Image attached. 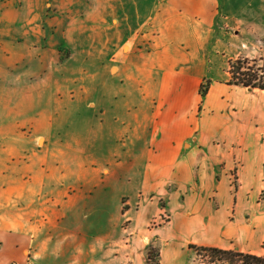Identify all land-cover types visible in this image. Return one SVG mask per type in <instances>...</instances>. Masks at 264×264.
I'll return each instance as SVG.
<instances>
[{"label":"rangeland","instance_id":"obj_1","mask_svg":"<svg viewBox=\"0 0 264 264\" xmlns=\"http://www.w3.org/2000/svg\"><path fill=\"white\" fill-rule=\"evenodd\" d=\"M238 1L256 9L250 17L257 23L264 21V0ZM35 12L29 16L23 9L25 26L17 22V34L37 31ZM235 29L234 25L220 27L204 46L206 53H192L187 74L199 80L200 87L196 93L184 91L187 99L180 106L152 103L145 85L115 76L116 68L113 74L108 72L112 65L69 59L62 50L50 54V64L31 56L15 72L5 69L0 73L1 169L18 165L32 171L24 177L37 185L26 187L31 190L30 202L42 199L43 208L57 217L75 211L66 223L71 228L80 225L87 242L114 229L113 213L121 200L118 232L111 239L113 263L147 264L151 247L159 251V264L206 263L204 252L190 248L191 244L264 255V91L226 86L225 81L230 61L260 59L264 41H259V36L255 40L237 38ZM30 47L34 51V44ZM208 84L209 90L214 84L217 88L205 102L207 95H201V87ZM21 85L31 94L26 104L21 98L16 100L25 92ZM220 85L229 89L227 93H222ZM153 114L159 115L155 122ZM166 115L183 126L187 143L203 152L210 150L209 165L220 174L221 182L189 185L171 201L166 197L150 203L145 215L142 212L150 199L143 201L135 190L148 155L161 145L158 141L172 139L161 119ZM39 130L50 136L47 153L33 148L42 147L43 139L26 137ZM6 131L18 134L8 137ZM169 142L173 144V139ZM183 143L179 142L181 148ZM192 160L198 165L202 157L193 156ZM41 167L48 168V178L40 192ZM103 168L117 169L118 175L93 180L92 173ZM12 189L15 187L6 183L0 185L1 210L8 209L11 200V209L30 217V210L41 206L39 199L37 203L13 201L19 199V191L13 194ZM57 191L67 199L78 196L79 201H53L51 196ZM42 221L57 224L60 218Z\"/></svg>","mask_w":264,"mask_h":264},{"label":"crops","instance_id":"obj_2","mask_svg":"<svg viewBox=\"0 0 264 264\" xmlns=\"http://www.w3.org/2000/svg\"><path fill=\"white\" fill-rule=\"evenodd\" d=\"M248 5L242 6L238 0H0V73L5 69L8 73L15 72L17 66L31 56L47 60V64H50L53 59L50 54L62 50L69 59L78 57L98 61L103 67L112 65L108 72L113 74L116 68L115 76L145 85L152 103L185 105L187 98L184 91L196 93L200 87V81L187 74L191 68L192 53H206L204 46L220 32V27L234 25L237 38L255 40L259 36V41H264V21L259 20L258 24L251 18L256 9ZM23 9L29 11V16L36 11L34 21L37 31L17 34V29H14L17 22L25 26ZM31 44H34V51H31ZM143 53L148 54L144 56ZM157 74L161 77L157 78ZM186 77H189L192 85L186 82ZM215 86L210 88L205 102L217 88ZM20 87L25 92L16 100L21 98L26 104L31 94L25 85ZM218 88H222L221 85ZM222 89V93L229 90L225 87ZM230 91L235 93L237 90ZM32 96L34 98V94ZM46 117L48 127L50 119ZM158 118V114L151 117L154 122ZM161 119L169 129L168 136L173 139V144L169 142L172 139L159 140V149L148 155V162L140 173L135 193L142 196L143 201L150 199L142 212L145 215L150 203L156 204V200L166 197L171 201L185 193L189 185L199 184L202 187L215 181L221 182L220 174L212 164L209 165L207 156L210 150L203 152L200 147L187 143L183 126L170 115ZM4 133L8 137L18 134L12 131ZM26 137L43 139L42 147H38V144L33 148L39 153H47L50 136L44 130L32 132ZM182 141L184 148L179 145ZM193 156L202 157V162L195 165ZM40 169L41 192L48 178V168ZM116 171L103 168L91 176L93 180L99 176L110 180L118 175ZM31 172L18 165L5 169L0 166V185L6 183L15 187L11 191L13 194L19 191V199L13 201H31L30 189L37 185L32 179H24ZM27 186H30L28 192ZM170 186L176 188L169 189ZM52 195L53 201H79L78 196L67 199L58 191ZM38 199L30 203H37ZM39 200V208L32 209L30 206V217L22 216L19 209H11V200L6 205L8 209H0V264H117L110 260L111 239L118 232L121 200L113 213L114 229L91 242H87L80 225L71 228L70 223H66V219L75 211L60 213L57 217V213H49L47 208H43V201ZM45 202H48L47 197ZM36 217L38 219H33ZM46 217L60 218V222H43L42 218ZM196 246L231 249L212 244Z\"/></svg>","mask_w":264,"mask_h":264},{"label":"trees","instance_id":"obj_3","mask_svg":"<svg viewBox=\"0 0 264 264\" xmlns=\"http://www.w3.org/2000/svg\"><path fill=\"white\" fill-rule=\"evenodd\" d=\"M228 74L229 77L226 84L230 86L250 91H264V55L258 60L238 57L230 61ZM201 88V95H207L209 84L206 85L205 89L203 86ZM190 248L204 252L207 262L202 264H264V256L240 252L234 249L196 245H190ZM159 258V251L151 247L147 256V264H159Z\"/></svg>","mask_w":264,"mask_h":264}]
</instances>
